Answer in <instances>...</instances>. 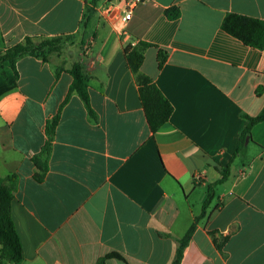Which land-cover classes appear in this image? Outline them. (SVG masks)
Returning <instances> with one entry per match:
<instances>
[{
	"label": "crops",
	"instance_id": "crops-1",
	"mask_svg": "<svg viewBox=\"0 0 264 264\" xmlns=\"http://www.w3.org/2000/svg\"><path fill=\"white\" fill-rule=\"evenodd\" d=\"M90 2L0 0V52L25 36L75 33ZM169 7L177 18L165 16ZM226 13L264 20V0H140L120 32L94 9L82 44L65 45L54 64L83 67L97 121L71 95L41 182L31 158L72 78L64 70L55 78L50 63L32 56L16 61V87L0 96V179L17 175L10 215L18 264H97L109 253L123 260L104 264H171L224 167L179 264H264V119L235 155L247 124L241 114L264 107V48L224 32ZM139 40L151 44L139 72L172 106L154 134L124 54Z\"/></svg>",
	"mask_w": 264,
	"mask_h": 264
},
{
	"label": "trees",
	"instance_id": "trees-1",
	"mask_svg": "<svg viewBox=\"0 0 264 264\" xmlns=\"http://www.w3.org/2000/svg\"><path fill=\"white\" fill-rule=\"evenodd\" d=\"M96 3L97 0H91L89 4H86L75 33L61 34L53 37L25 36L21 41L6 47L3 52H0V66L5 68L3 76H0V96L16 87L18 75L15 64L18 59L24 56H32L50 63L53 66L55 78H57L64 68L54 64L55 58L59 57V52L65 45L79 46L82 44L87 24L94 13L93 6ZM164 14L168 19H175L180 13L177 7H169L164 9ZM220 27L224 32L237 38L249 47L260 50L264 48V20L235 13H226ZM148 46H151V44L139 40L134 46L126 45L124 47V54L127 66L134 75L147 125L151 134H154L169 119L172 106L155 83L149 77L139 72L143 60V52ZM163 58V53L158 51V66L161 65ZM64 71L70 74L72 78L71 83L56 113L45 122L46 139L44 144L39 152L31 158L35 167L32 177L37 182H41L48 171V159L51 153L54 130L59 120L61 108L68 102L71 95L76 94L81 99L87 113V120L91 123H96L97 121V115L92 109L89 100L88 75L83 70V67L79 63L73 62ZM241 115L247 120V124L239 133L235 155L244 151L246 142L250 139L251 127L264 119V107L255 116ZM219 172L221 177L207 186V196L201 205L200 213L194 217L193 222L183 237L178 240V246L171 264H179L183 249L191 238L197 221L204 217L205 210L214 196L215 186L226 178L228 167L220 169ZM16 190L17 175L15 173L0 179V264H18L23 257L21 243L10 215V203L14 198ZM211 234L212 236L214 235L213 232ZM213 240L217 248H220V243L215 238ZM110 257L123 260L119 254L109 253L100 258L97 264H104V260Z\"/></svg>",
	"mask_w": 264,
	"mask_h": 264
},
{
	"label": "built area",
	"instance_id": "built-area-1",
	"mask_svg": "<svg viewBox=\"0 0 264 264\" xmlns=\"http://www.w3.org/2000/svg\"><path fill=\"white\" fill-rule=\"evenodd\" d=\"M140 0H102L93 8L113 30L120 32L131 18L132 11Z\"/></svg>",
	"mask_w": 264,
	"mask_h": 264
},
{
	"label": "rangeland",
	"instance_id": "rangeland-1",
	"mask_svg": "<svg viewBox=\"0 0 264 264\" xmlns=\"http://www.w3.org/2000/svg\"><path fill=\"white\" fill-rule=\"evenodd\" d=\"M5 68L0 66V76H3Z\"/></svg>",
	"mask_w": 264,
	"mask_h": 264
}]
</instances>
